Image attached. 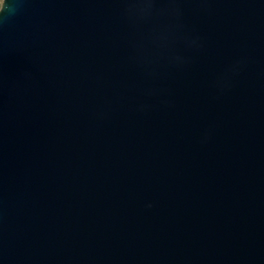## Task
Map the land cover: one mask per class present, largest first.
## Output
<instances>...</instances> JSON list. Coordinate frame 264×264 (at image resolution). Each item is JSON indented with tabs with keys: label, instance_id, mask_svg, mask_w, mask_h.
Masks as SVG:
<instances>
[{
	"label": "water",
	"instance_id": "obj_1",
	"mask_svg": "<svg viewBox=\"0 0 264 264\" xmlns=\"http://www.w3.org/2000/svg\"><path fill=\"white\" fill-rule=\"evenodd\" d=\"M0 264H264V0H3Z\"/></svg>",
	"mask_w": 264,
	"mask_h": 264
},
{
	"label": "rangeland",
	"instance_id": "obj_2",
	"mask_svg": "<svg viewBox=\"0 0 264 264\" xmlns=\"http://www.w3.org/2000/svg\"><path fill=\"white\" fill-rule=\"evenodd\" d=\"M2 3H3V0H0V7H1Z\"/></svg>",
	"mask_w": 264,
	"mask_h": 264
},
{
	"label": "trees",
	"instance_id": "obj_3",
	"mask_svg": "<svg viewBox=\"0 0 264 264\" xmlns=\"http://www.w3.org/2000/svg\"><path fill=\"white\" fill-rule=\"evenodd\" d=\"M2 6V5H1ZM1 8V7H0Z\"/></svg>",
	"mask_w": 264,
	"mask_h": 264
}]
</instances>
